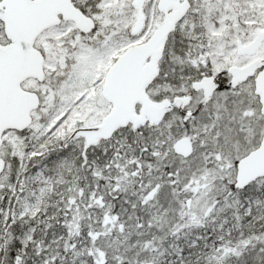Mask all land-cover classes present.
Here are the masks:
<instances>
[{
	"label": "snow or ice",
	"instance_id": "6c2138e0",
	"mask_svg": "<svg viewBox=\"0 0 264 264\" xmlns=\"http://www.w3.org/2000/svg\"><path fill=\"white\" fill-rule=\"evenodd\" d=\"M0 264H264V0H0Z\"/></svg>",
	"mask_w": 264,
	"mask_h": 264
}]
</instances>
